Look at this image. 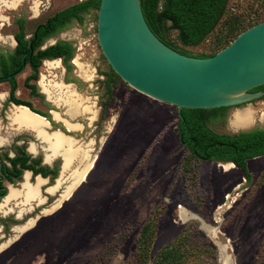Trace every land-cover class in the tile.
Segmentation results:
<instances>
[{
  "label": "rangeland",
  "instance_id": "obj_1",
  "mask_svg": "<svg viewBox=\"0 0 264 264\" xmlns=\"http://www.w3.org/2000/svg\"><path fill=\"white\" fill-rule=\"evenodd\" d=\"M12 1L0 0L3 54L15 47L18 20L30 35L37 24L83 0H17L15 9ZM262 21L264 0H229L219 24L200 45L182 46L175 31H170L167 39L193 57L207 55L232 38L231 24L246 26ZM96 25L97 11L92 10L82 23L73 21L46 40V46L69 42L74 56L69 71L61 59L42 61L38 80L32 81L38 95L28 96L24 83L31 73L28 66L15 77L16 99L29 101L42 112H56L76 125L77 129L68 132L49 113L50 124L43 131L51 135L59 130L60 135L75 139L74 148L82 155L66 171L61 173L59 168L52 182L46 179L39 201L23 204L22 177L9 186L8 194L13 192L14 196L0 203V264H151L169 249L178 252L181 263L182 240L186 253L190 250L185 257L188 264H264V157L248 161L249 185L237 168L192 158L178 137V108L137 92L112 71L99 47ZM105 79L109 81L110 103L98 120ZM40 82L58 85L53 87L56 105L42 92ZM9 90V83L0 81V138L5 139L0 147L12 145L14 151L24 147L43 163L62 166L63 159L51 157L46 143L33 131L12 123L10 115L16 106L6 103ZM67 91L76 101H69ZM70 102L73 106L84 103L90 111L76 107L77 117L71 119L67 115ZM244 109L252 113V122L245 128L231 129L233 115ZM205 110L207 126L218 134L264 127L262 100L227 107L223 117L214 119L210 118L211 109ZM53 126L58 129L54 131ZM91 160L93 165L84 182L66 198L77 183L74 173L85 169ZM217 219L221 225L215 238L212 228ZM148 223L152 232L142 261L141 234ZM209 238L218 242V261L217 253L208 247Z\"/></svg>",
  "mask_w": 264,
  "mask_h": 264
},
{
  "label": "trees",
  "instance_id": "obj_2",
  "mask_svg": "<svg viewBox=\"0 0 264 264\" xmlns=\"http://www.w3.org/2000/svg\"><path fill=\"white\" fill-rule=\"evenodd\" d=\"M229 0H140L141 10L144 19L153 32V34L165 45L171 49L187 56L190 54L179 50L175 44L167 39L170 31L176 32V40L184 47H195L200 45L209 34L219 24L225 14ZM100 0H83L67 8H64L44 22L39 23L30 35H26L25 27L22 20H18V31L14 34L16 45L11 52L6 54L0 53V78L10 84V101L14 105H24L29 107L32 112L39 115L40 112L34 110L29 103H25L15 98L16 82L15 75L20 73L25 66L31 70L30 76L25 80V86L29 81H37L39 68L44 60L61 59L66 69L69 71L71 66L70 60L74 56L72 44L66 41H57L53 45L42 49L46 40L58 34L65 29L70 23L76 21L82 23L84 16L92 10L98 11ZM263 22V21H262ZM260 22L249 23L246 26H239V23L231 24L232 38L221 46L217 51L207 54L198 55V58H207L215 55L218 51L228 46L239 34L248 28ZM11 76L10 80L5 78ZM109 88V81H107ZM32 91H36V85H30ZM264 86L252 89L251 91L262 90ZM110 93V88H109ZM227 107L211 109V119L223 117ZM207 110L205 109H182L179 112L177 132L180 142L185 145L192 158L203 160H236L240 169L246 172V159L257 157L264 153L262 147L264 130L255 129L254 131H240L232 135L218 134L207 126ZM15 156L10 159L13 172V182L21 179L23 171L31 170L34 175L40 174L52 182L58 175L57 162L54 169L41 167L35 169L34 165L40 162V158L33 161L34 164H27L30 155L24 147L14 151ZM195 159V160H196ZM151 225L148 223L144 226L141 234L143 240L140 246L143 253L142 261L148 251L147 241L151 237ZM182 260L178 261V252L169 249L160 253L151 264H188L185 262L186 244L181 241Z\"/></svg>",
  "mask_w": 264,
  "mask_h": 264
},
{
  "label": "water",
  "instance_id": "obj_3",
  "mask_svg": "<svg viewBox=\"0 0 264 264\" xmlns=\"http://www.w3.org/2000/svg\"><path fill=\"white\" fill-rule=\"evenodd\" d=\"M96 29L112 71L137 92L179 112L236 106L261 96L249 91L264 86V21L207 58L183 55L161 42L145 21L140 0H100ZM13 106L48 122L24 105Z\"/></svg>",
  "mask_w": 264,
  "mask_h": 264
},
{
  "label": "bare ground",
  "instance_id": "obj_4",
  "mask_svg": "<svg viewBox=\"0 0 264 264\" xmlns=\"http://www.w3.org/2000/svg\"><path fill=\"white\" fill-rule=\"evenodd\" d=\"M17 2H18L17 0H13L11 7L15 9V6H17ZM5 3L7 4V2H5ZM87 79H90V76H87ZM54 86H58V85L53 84V85L49 86V85L45 84L44 82H40V87L42 89V92L46 95L47 99L50 102H52L56 105L57 101H56L55 93H54V89H53ZM66 87H69V86H66ZM66 96L68 97L69 101H71V102L76 101L74 99V95L70 91L66 92ZM63 100H64V98H63ZM71 102L68 103V109H67V115L71 119L77 117L76 115H77L78 108H76V107L80 106L81 107L80 109H83L84 111H90L88 107H85L84 103H79L78 106H75V105L73 106ZM51 113H52L53 118L55 120H58V121L63 123L65 129L68 132H72L75 129H77L76 125L70 124L67 121H65L64 119H61L56 112H51ZM29 117L33 118L32 122L28 121L29 123H26L27 119ZM10 120L12 121V123L16 124L18 127H23V128L29 129V130H31V132L33 131L37 138L43 140L46 143L49 152H51V154H50L51 157L56 155V157L60 156L63 159V164H62L61 169H60L61 173L66 171L70 167L71 163L75 159H77L78 157H80L82 155L81 151L77 147H76L77 149L74 148V146H75L74 140L75 139L73 140L69 137H65L64 135L62 136L59 134L58 131L53 132L51 135H47L46 133H44L43 127H47L48 122H46L43 118L31 113L28 109H26L22 106H16V111L13 112L12 115H10ZM251 122H252V113L249 110L244 109V111L237 112L233 115V117L230 121V128L233 130L245 128V127L249 126ZM79 130H81V129H79ZM3 143H5V139L0 138V145ZM29 151L33 152L32 150H29ZM45 159H47V158H45ZM79 161H80V159H79ZM92 165H93V160H91L90 163L88 164V166L85 167V169H83L81 172H75L74 173L73 178L77 180V183H76V185L71 187L69 189V191L66 193V198H69L71 196L75 187L77 188V186L79 184L84 182L88 172H90V170L92 168ZM228 165L233 167L232 164H228ZM226 169H227V167H226ZM23 179H24L23 183H22V186L24 189L23 204H28L29 202H33V201H39L40 200L39 192H40V189L44 186L46 180L40 178L39 176H36L35 184L31 185L30 184V172H25ZM16 195H17V193H16ZM13 196H14V193L10 192L7 195V197H5L3 199V202H8L9 199L12 198ZM14 200H15V198H14ZM42 203H43V201H42Z\"/></svg>",
  "mask_w": 264,
  "mask_h": 264
},
{
  "label": "flooded vegetation",
  "instance_id": "obj_5",
  "mask_svg": "<svg viewBox=\"0 0 264 264\" xmlns=\"http://www.w3.org/2000/svg\"><path fill=\"white\" fill-rule=\"evenodd\" d=\"M13 39H14V42H15V45H16V41H15V38H14V35H13ZM46 46V45H44ZM47 47V46H46ZM31 74V73H30ZM30 74L28 76H30ZM18 74L15 75V77L17 76ZM27 76V77H28ZM9 77V76H8ZM26 77V78H27ZM7 78V77H6ZM5 78V79H6ZM25 78V80H26ZM3 78H0V81H2ZM104 79V78H103ZM4 80V79H3ZM7 80V79H6ZM104 84H106L104 87H103V95H105V99L103 100L102 104L99 106V118L98 120L106 113V109L107 107L109 106V103H110V96L111 94L109 93V88L107 86V81L108 79L104 80ZM7 82V81H6ZM9 83V82H8ZM29 85L26 86V89L28 91V96H36L38 95L37 92L35 91H32L30 85H32V81H29L28 83ZM10 86V84H9ZM10 92V90H9ZM250 94H254V93H260L261 96L256 98L257 100H262L263 103H264V88L262 90H257V91H249ZM41 97V96H40ZM23 102L25 103H29V101H25V100H22ZM7 104H13L12 101H10V93H9V96H8V99L6 101ZM6 103L4 104V106L6 105ZM32 106V105H31ZM27 107V106H26ZM29 108V107H28ZM32 108L38 112H40L41 116L45 117L48 122H49V115L51 114L52 111H48V112H42L38 109H35L33 106ZM50 113V114H49ZM88 119V118H87ZM50 123V122H49ZM56 126H53V128H55ZM59 127V126H57ZM58 128H55L53 130H56ZM255 129H263L264 130V127L261 128V127H254L250 130H247V131H254ZM52 130V128H51ZM232 135V134H230ZM179 137V136H178ZM179 140H180V137H179ZM182 144V143H181ZM183 145V144H182ZM185 147V145H183ZM262 147L264 149V138H263V143H262ZM189 152V151H188ZM30 155V154H28ZM15 156V153H14V150H13V147L12 145L7 149V148H3V147H0V203L2 202V200L7 196L8 194V188L9 186L13 185L12 182H13V172H12V165H11V162H10V159L13 158ZM259 157H264V153L262 155H259L257 157H253V158H250V159H246L245 160V163H246V172H243L237 161L236 160H233V159H230L228 161H224V160H203V159H199V158H195L196 160L198 161H201V162H215V163H218V164H223L222 166H224L225 164H232L233 168H237L239 170H241L242 174H243V178H244V183L245 185H249L251 183V176H250V173L248 171V161L252 160V159H255V158H259ZM38 156H32L30 155V160L27 161V164H34L33 161L37 160ZM57 163V162H56ZM56 163H54L53 165H49L48 163L42 161V158H40V162H38L37 164L34 165V168L35 169H39L41 167H48L50 169H54ZM58 168H61V165L58 166ZM30 172V180L36 178V176H41L40 174L38 175H34L33 171L31 170H27ZM24 172V171H23ZM42 177V176H41ZM264 177V175H263ZM48 179V177L46 178ZM264 179V178H263ZM49 180V179H48ZM50 181V180H49ZM264 182V180H263ZM220 225H221V220L220 219H217V226L212 228V230L215 231V234H214V237L217 238V233H220ZM210 240V244H209V249L212 253H217V251L219 250L218 248V242L216 241H213L209 238ZM218 249V250H217ZM216 258V261H218V253L217 255L215 256Z\"/></svg>",
  "mask_w": 264,
  "mask_h": 264
}]
</instances>
